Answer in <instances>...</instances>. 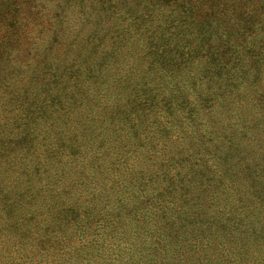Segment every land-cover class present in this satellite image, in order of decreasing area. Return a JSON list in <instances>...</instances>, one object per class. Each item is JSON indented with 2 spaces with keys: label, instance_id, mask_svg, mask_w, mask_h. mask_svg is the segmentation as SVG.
<instances>
[{
  "label": "trees",
  "instance_id": "16d2710c",
  "mask_svg": "<svg viewBox=\"0 0 264 264\" xmlns=\"http://www.w3.org/2000/svg\"><path fill=\"white\" fill-rule=\"evenodd\" d=\"M0 264H264V0H0Z\"/></svg>",
  "mask_w": 264,
  "mask_h": 264
},
{
  "label": "rangeland",
  "instance_id": "374dc122",
  "mask_svg": "<svg viewBox=\"0 0 264 264\" xmlns=\"http://www.w3.org/2000/svg\"><path fill=\"white\" fill-rule=\"evenodd\" d=\"M237 116H238V114L237 113H235ZM245 116H246V114H245ZM252 135V134H251ZM247 137L249 138L250 136L247 134ZM244 144H247V148H249L250 150H251V144H250V142L249 143H247V139H245V142H244ZM249 146V147H248ZM182 147H184V146H182ZM245 152V151H244Z\"/></svg>",
  "mask_w": 264,
  "mask_h": 264
}]
</instances>
